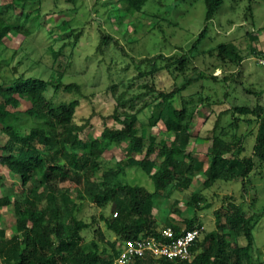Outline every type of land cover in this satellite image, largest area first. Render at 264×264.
<instances>
[{
    "label": "trees",
    "instance_id": "16d2710c",
    "mask_svg": "<svg viewBox=\"0 0 264 264\" xmlns=\"http://www.w3.org/2000/svg\"><path fill=\"white\" fill-rule=\"evenodd\" d=\"M58 0H0V130L7 136L0 146V165L20 177L21 184H32L36 189L14 205L15 226L13 235L3 241L0 239V259L3 264H112L116 242L132 240L140 236L157 235L159 230L154 210L156 200L165 189L175 182L177 189L190 186L194 173L204 175V188L211 187L217 181H238L247 192L246 178L256 167L264 165V117L261 108L250 110L246 106H228L217 114L212 128L210 148L207 151L209 163L204 167L187 149L190 138V125L197 112L198 105L207 98L194 96L182 97L181 93L195 83L204 80L226 81L207 75L204 71L189 69L190 61L185 53L164 55L158 53L141 59L129 56L118 44V40L99 28L100 39L97 50L105 51L109 45H115L126 58H116L108 66L118 76L110 79L109 90L114 98L113 108L107 115H100L102 129L99 137L84 136L86 124L78 125L74 116L83 97L82 87L75 82H66L63 73L48 79L34 75L18 73V63L12 67L15 74L7 78L4 68L26 43L27 37L38 32L41 19L51 12H60ZM70 9L75 8V0ZM130 13L142 12L149 0H117ZM224 0H204L206 7L205 22L213 19ZM52 4V9L46 10ZM77 9V8H76ZM72 21V19H71ZM66 21L72 30V40L60 44L57 52H52V64H55L65 47L73 50L78 46L83 26ZM74 24V25H73ZM9 34L22 38L19 46L7 49L5 41ZM206 34V29L198 35L189 52L196 50ZM217 57L224 61L222 53H228L232 62L239 65L242 56L229 43L219 44ZM72 53H64V59L71 60ZM264 55L258 52V56ZM61 62V61H59ZM71 62V61H70ZM9 68V67H8ZM166 68L175 78L183 75L181 86L170 91L157 90L151 80L160 69ZM188 70L192 75H187ZM131 73V74H129ZM138 88L132 90L133 84ZM118 86L124 87L120 95L115 94ZM64 91L74 94L67 101L56 99L57 93ZM29 107L19 111L20 101ZM215 104V102H212ZM212 108V104H208ZM213 112V111H212ZM223 114H229L228 130L225 133L220 124ZM147 115L146 120L140 118ZM161 124L166 132L173 133V139L157 141L147 133L148 128ZM221 127V128H220ZM247 128L245 134L242 128ZM256 128L250 156H245V142ZM222 130L217 133V130ZM148 134V136H147ZM119 146L128 155L139 154L141 158H128L130 166L140 168L154 183L153 192L139 185L114 182L108 172H103L101 180L93 181L96 171L102 163V155L107 148ZM202 168H204L202 170ZM81 175L82 192L76 198L58 191L57 182ZM55 184V187H54ZM39 190H42L39 192ZM68 190V189H67ZM244 195V194H243ZM77 199H87L96 208L108 204L114 206L115 216L103 214L107 230L115 237L110 243L111 253L99 249L94 241L82 244L81 232L91 228V223L76 219L75 213L82 206ZM234 197L226 198L228 209L223 215L215 212V230L199 237L192 247L188 259L170 261L151 256L135 260L132 264H262L253 256V230L259 222L260 213L246 215L243 203L236 204ZM205 200L203 194L193 193L188 205L198 208ZM10 205L6 197H0V208ZM209 205L203 208H208ZM201 208V207H200ZM179 213V212H178ZM195 218L185 221V229L167 223L178 236L181 230L195 226ZM166 227V228H167ZM198 227V225H197ZM202 233V231H201ZM0 235H3L0 232ZM239 238L245 243L242 245Z\"/></svg>",
    "mask_w": 264,
    "mask_h": 264
},
{
    "label": "rangeland",
    "instance_id": "374dc122",
    "mask_svg": "<svg viewBox=\"0 0 264 264\" xmlns=\"http://www.w3.org/2000/svg\"><path fill=\"white\" fill-rule=\"evenodd\" d=\"M51 1V0H49ZM60 12H51L41 19L40 30L31 37H27L26 43L20 52L10 62L11 66L4 68L7 78L13 77L12 67L18 64L19 76L21 73L34 75L48 79L55 78L56 73H63L66 82H75L81 85L83 97L74 116V122L78 125L86 124L84 131L88 137H99L102 124L100 115H107L112 111L114 98L109 90L110 79L118 76L109 72L108 65L116 58H126L115 45H109L105 51H98L100 39L99 28L118 40V44L133 58L141 59L158 53L164 55L185 53L190 61L189 69L204 71L207 75L217 76L220 79L230 77L226 81L214 82L204 80L193 84L181 93L182 97L194 96V101L199 97L207 98L198 109L190 125V142L188 150L196 160L202 161L204 167L209 163L207 151L210 148L212 128L217 119V114L228 106H246L250 110L261 108V117H264V69L257 64L259 53H264V0H224L213 19L205 22L206 7L204 0H149L142 12L130 13L117 0H75V8L70 9L69 0H58ZM77 8V9H76ZM52 9V4L46 10ZM72 19V21H71ZM66 21H71L83 26V34L78 46L73 50L70 47L63 48L55 64H52V52H57L59 42L72 40V30L67 27ZM74 25V24H73ZM206 34L198 48L189 52L193 42L203 29ZM22 38L9 34L5 44L7 49H16ZM229 43L236 48L242 56L239 65L232 62L228 53H222L224 61L218 59L217 47L219 44ZM260 50V51H258ZM64 53L73 54L71 62L64 59ZM61 61V62H59ZM9 67V68H8ZM188 70L187 75H192ZM131 74V73H129ZM151 82L157 90L170 91L173 87H179L183 83V75L172 76L166 68H160L152 77ZM132 90L138 88V84L132 85ZM124 87L118 86L116 93L121 94ZM58 100H71L74 94L61 91L57 93ZM212 102H215L213 104ZM198 103V102H197ZM212 104V108L208 106ZM29 107L24 100L20 101L19 111ZM213 111V112H212ZM147 115L140 118L146 120ZM229 114H223L220 124L224 132L228 130ZM221 128V127H220ZM245 129L246 134L248 129ZM222 130L218 129L217 133ZM247 137L245 142V156H250V147L256 128ZM147 133L157 141L164 139L170 142L173 133L166 132L161 124ZM147 134V136H148ZM7 136L0 130V146L6 142ZM1 154V151H0ZM141 158L139 154L128 155L119 146H111L104 151L102 163L96 171L93 181L101 180L103 172L113 176L114 182L122 184L139 185L148 192H153L154 183L150 177L140 168L128 165V158ZM204 168H202L203 170ZM204 175L202 172L194 173L190 186L186 189H177L173 184L169 185L156 200L154 210L158 230L172 223L185 229V221L195 218V226L201 228L202 235L215 230V212L224 216L228 209L226 198L234 197L236 204L243 203L246 215L252 212L260 213L259 222L253 230L254 244L253 256L264 264V165L256 167L245 180L247 192L243 193V185L238 181H217L211 187L204 188ZM83 178L74 175L71 179L57 182L58 191L66 193L71 198L77 197V192H82ZM55 187V184H54ZM55 187V188H56ZM36 186L32 184L22 185L20 177L7 171L0 165V197L5 198L10 205L0 208V239H9L15 229L14 205L29 195ZM68 189V190H67ZM42 190H39V192ZM193 193L203 194L205 200L198 203V208H190L188 202ZM244 194V195H243ZM82 206L75 218L91 223V217H96V222L90 224L91 228L83 230L80 234L82 244L88 245L92 241L98 244L99 249L112 251L110 243L115 237L107 230L104 221L99 220L101 214L114 217L115 210L112 204L103 208H96L85 199H77ZM209 205L208 208H203ZM201 207V208H200ZM179 212V213H178ZM243 245L245 241L239 238ZM120 245L116 247V250ZM0 259V264H3Z\"/></svg>",
    "mask_w": 264,
    "mask_h": 264
},
{
    "label": "built area",
    "instance_id": "2783aa9c",
    "mask_svg": "<svg viewBox=\"0 0 264 264\" xmlns=\"http://www.w3.org/2000/svg\"><path fill=\"white\" fill-rule=\"evenodd\" d=\"M257 64L264 69V55L257 59ZM201 231L200 227L194 226L181 230V233L175 236L174 231L167 227L155 236L125 240L118 249L114 264H132L135 260L146 256L170 261L188 259L190 248L201 236Z\"/></svg>",
    "mask_w": 264,
    "mask_h": 264
},
{
    "label": "clouds",
    "instance_id": "9594fccd",
    "mask_svg": "<svg viewBox=\"0 0 264 264\" xmlns=\"http://www.w3.org/2000/svg\"><path fill=\"white\" fill-rule=\"evenodd\" d=\"M114 216H115V215H114ZM164 229H165V228H164ZM162 230H163V229H162ZM160 231H161V230H159V232H160ZM159 232H158V233H159ZM146 236H149V235H146ZM150 236H152V235H150ZM153 236H155V235H153ZM140 237H145V236H140ZM138 238H139V237H138ZM136 239H137V238H136ZM123 241H125V240H123ZM123 241H119V240H118V241L116 242V247L119 246V245H121V244L123 243ZM117 251H118V250H117ZM116 256H117V255H116ZM116 256H115V258H116ZM146 257H147V256H146ZM115 258H114L112 264H114ZM143 258H145V257H143Z\"/></svg>",
    "mask_w": 264,
    "mask_h": 264
},
{
    "label": "crops",
    "instance_id": "0c3cea01",
    "mask_svg": "<svg viewBox=\"0 0 264 264\" xmlns=\"http://www.w3.org/2000/svg\"><path fill=\"white\" fill-rule=\"evenodd\" d=\"M258 51H260V50H258Z\"/></svg>",
    "mask_w": 264,
    "mask_h": 264
}]
</instances>
